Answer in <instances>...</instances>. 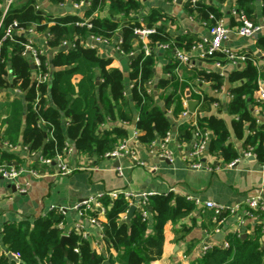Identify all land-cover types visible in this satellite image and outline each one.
<instances>
[{
  "label": "trees",
  "instance_id": "obj_1",
  "mask_svg": "<svg viewBox=\"0 0 264 264\" xmlns=\"http://www.w3.org/2000/svg\"><path fill=\"white\" fill-rule=\"evenodd\" d=\"M48 1L51 4H62L66 0ZM80 1L85 0H72L74 3ZM211 1L224 0H206L194 6L184 2L182 6L188 16L211 27L217 19L222 18L221 10ZM255 2L256 0H234L233 10L255 23ZM260 3L264 18V0H260ZM104 8L106 15L100 16L99 13ZM143 10L141 0H87V8L82 16L72 13L52 15L39 10L35 0L11 2L1 15L0 36L16 20L18 27L33 25L37 34L45 33L47 49H52L67 39L73 40L74 46L64 51H53L50 59L53 68L51 82L49 85L42 83L38 87L40 95L34 107L36 89L30 79L29 64L21 56L20 43L26 39L13 32L11 38L7 37L2 42L0 88L17 87L25 91V94L4 103L6 115L0 123V140L10 144L20 143L30 151L40 149L44 156H52L56 151H61L65 141L71 140L81 153H94L101 157L103 153L113 149L119 140L127 137L125 126L99 130V126L107 119L114 120L117 117L129 122L134 111L137 115L134 125L140 131L137 140L148 144L170 131L171 122L167 117V110L171 109L174 117L179 114L185 88L209 82L212 88L219 89L224 83L221 73L194 66L187 69L186 65H180L172 56L171 48L188 51L198 37L186 33L170 35L156 23L161 18L171 17L155 6L145 13ZM84 19L87 22L80 25L78 22ZM134 27H154L155 31L148 36L150 54H144L143 50L137 51L129 59L127 73L110 67V57L99 55L96 47L79 41L80 37L87 35L110 41L119 33L117 47L122 54L130 56L135 45ZM161 44L170 46L163 52L167 58L163 69L169 71L170 76L157 81V87L168 89L163 97V107L155 103L146 84L154 77L157 54L153 49ZM256 46L264 51V36L256 39ZM245 56L244 62L238 63L235 69L226 74L227 81L231 83L228 87L230 97L226 104H221L218 98L206 93L198 101L197 124L212 133L209 149L220 151L225 163L238 156L228 142L231 131L235 138L242 140L245 150L253 147L255 158L260 162L264 161V125L257 127L250 114L253 105L257 104L254 92L258 87V78L264 79V63L258 64V57L254 53L245 52ZM41 59L45 60L46 57L42 56ZM208 59L220 60L223 64L227 62L221 52H215ZM6 63L9 65L8 69ZM176 66L183 69L180 77L174 72ZM8 72L9 79L6 78ZM126 77L132 81L129 97L124 94ZM182 78L185 81L182 82ZM47 91L49 99L44 97ZM213 102L218 103L219 112L224 111L231 116L230 127L223 118L211 112ZM129 103L132 104V109L124 108ZM40 118L45 121L47 131L38 125ZM178 132L184 140L191 139L193 126L187 122L181 123ZM98 200L106 208L105 220L100 221L106 255L94 251L88 240L75 234L70 236L74 246L65 243L64 249L59 248L61 231L55 224L64 221L63 215L49 211L43 217L36 218L32 224L29 221H19L3 225L0 240L5 245V250L0 254V264H105L106 261L108 264H149L162 253L165 225L179 224L182 227L180 222L196 207L192 199L174 195L171 191L151 194L148 200L152 216L151 222L147 223L141 219L136 208L128 219L121 218V214L128 212L130 207L128 200L121 195L110 198L102 194ZM88 213L95 215L96 210ZM260 232L259 228L255 235L245 238L235 233L226 234L224 241L227 246L210 245L201 256L195 257L188 264H264V250L259 245ZM74 247L78 249L77 252ZM111 249L116 252L115 260L111 257ZM7 252L18 253L21 262L9 261ZM186 253H189V248Z\"/></svg>",
  "mask_w": 264,
  "mask_h": 264
},
{
  "label": "crops",
  "instance_id": "obj_2",
  "mask_svg": "<svg viewBox=\"0 0 264 264\" xmlns=\"http://www.w3.org/2000/svg\"><path fill=\"white\" fill-rule=\"evenodd\" d=\"M141 1L144 4V13L150 7L155 6L165 15L171 17L169 19L161 18L156 23L158 27H164L170 35L186 33L199 37L208 34L206 26L202 25L197 19L189 18L184 12L182 5L187 0H174L172 2L164 0ZM35 2L39 10L45 14L52 15L72 13L82 16L87 8V0L78 8L72 6V0H66L62 4H51L48 0H35ZM211 3L221 10L224 24L229 28L227 39L223 41V45L233 51L254 53L258 57V64L264 63V51L259 50L256 46V39L264 36L260 0L255 2L254 21L261 27L251 37L239 36L235 32L240 23L238 16L233 13L234 0L211 1ZM67 7H69V11L66 10ZM4 11L5 8L3 6L0 7V15ZM99 15H106L105 8L100 11ZM119 36L120 34L117 33L110 41L97 43L95 47L99 55L112 59L110 67L119 68L127 73L129 56L116 50ZM32 40L39 46L44 47L40 35H33ZM164 51L161 49L155 50L157 62L152 80L154 101L161 107H163V97L168 92V89L157 87V81L160 78L170 76L169 71L163 69L167 62V58L163 55ZM47 55L52 57L53 50L48 49ZM237 65L226 62L221 68H216L210 59L194 60V65L191 67L219 72L224 76V83L219 89L212 88L209 82H203L198 87L191 85L189 88H185L184 94L181 96V102L183 99L187 101L186 91H188V95L191 100L195 101V105L198 104L201 95L205 93L218 98L221 104H226L229 99L228 87L231 85L226 79V74L228 71L235 69ZM179 66L174 69L178 77L183 72V69ZM186 68L188 69L187 66ZM260 79L264 82L262 77ZM183 81L185 80L182 78ZM131 84L132 81L126 77L125 89L127 97L130 94L129 87ZM0 98H2L0 99L1 123V120L6 115L4 103L15 97H12L8 90H1L0 88ZM124 108L132 109V104L129 103ZM211 109V112L223 118L225 124L230 127L231 116H228L224 111L219 112L213 105ZM136 116L133 111L131 120L129 122L124 121L125 123L117 117L114 120L107 119L106 122L99 126V130L109 129L114 126H125L127 136H129L135 127ZM167 117L171 122V141L168 147L175 156L172 161L160 156L155 144L147 147L145 143L132 142L133 150L136 152L138 159L143 162L139 164L127 156L116 159L101 158L94 153H81L75 148L73 142L69 140L72 150L65 156V159L72 169L70 174L59 175L53 166L39 167L41 171L37 176L23 173L17 178V183L26 188L24 193L18 192L12 182L0 178V231L3 225L8 223L29 221L32 224L36 218L43 217L49 211L56 212L51 210V207H60L64 211V226L71 228L80 220L72 207L78 201L93 199L102 194L109 196V193L121 191H129L135 194L140 192L164 194L171 191L174 195L192 199L196 207L180 222L183 228L179 224L172 226L167 223L165 225L162 253L160 257L150 261L149 264H188L192 259L200 256L199 253L203 245H222L226 234L235 233L241 238L255 235L257 229L260 228L257 217H246L240 221L237 215H227L225 222L220 226L223 238L218 240L219 234L215 231L216 225L212 221V210L205 206V202L212 201L223 205H233L234 203H241L246 198L254 195H260L264 202V161L260 162L253 156L243 157L242 152L245 149L242 146V140L235 138L231 131L228 142L238 153L236 158H239V160L236 164L228 167L219 156H213L208 153L202 157V161L206 165L212 164L211 167L213 168L211 170L189 167L186 156L191 142L189 139L184 140L178 132V126L181 123L188 122L189 118L182 117L179 114L174 117L171 114V109L167 110ZM62 126L63 128L65 127L64 119L62 120ZM1 132L0 124V134ZM11 145H14L15 148L6 149L0 140V162L28 165L31 157L29 152L24 149L23 146L25 145L20 143ZM217 164H219V168L215 169L214 166H217ZM118 167L122 171L121 175L116 171ZM101 220H105V218H101ZM84 226H86V223H84ZM87 232L90 241L100 240L95 228L88 226ZM102 245L100 253L106 255L107 251L104 248V242H102ZM259 245L264 250V232L262 231L259 236ZM188 248L189 253H186ZM4 250L5 245L0 240V254ZM110 254L113 260L117 258L113 249L110 250ZM14 262L20 263L18 261Z\"/></svg>",
  "mask_w": 264,
  "mask_h": 264
},
{
  "label": "built area",
  "instance_id": "obj_3",
  "mask_svg": "<svg viewBox=\"0 0 264 264\" xmlns=\"http://www.w3.org/2000/svg\"><path fill=\"white\" fill-rule=\"evenodd\" d=\"M16 0H6V7L5 11L7 9V6L11 2H15ZM206 0H187L190 4V6H194L196 3L199 2H205ZM84 3V1H80L79 3L72 2V6L74 8H78ZM4 11V12H5ZM233 13H235L238 16V20L240 25L236 28L235 32L239 36L243 37H251L253 34H255L257 31L260 30L261 25H258L256 23H252L249 19H247L244 14L240 12H236L233 10ZM2 17V16H1ZM0 17V20H1ZM189 18H192L191 16H188ZM87 21L84 19L78 22L80 25L85 24ZM262 23H264V18ZM89 27L90 25L87 24ZM207 28V35L199 36L198 40L190 47L188 51H185L183 49L174 47L171 48V52L175 59L179 61V63L186 65L188 68L194 65V60L196 59H208L209 57H212L215 52H221L223 53L225 59L227 62L237 65L238 63H242L245 61L246 56L245 52L243 51H233L232 49L226 47L223 45V41L227 39L229 28L224 24V21L222 18L217 19L215 23L211 27ZM155 31L154 27H134L133 33L135 34V49L130 54L131 56H134V54L139 51L143 50L144 54H150L151 49L148 47V36L149 34L153 33ZM21 34L23 37H25L26 41L21 42V56L27 60L29 66L32 65L33 68L30 69V79L34 83V87L36 89V96L33 101V106L38 102L39 98V90L38 87L42 83L50 84L51 78H52V71L53 68L50 64L51 57L47 56V48L45 46V33L37 34L35 32V28L33 25H29L28 27H18L17 21H12L11 24H9L5 30L4 33L0 36V47L2 45V42L7 38L12 37V33ZM33 35H40L44 47L39 46L34 40H32ZM79 41L81 44L95 47L97 43L100 42H107L105 40H100L96 36L87 35L85 37H80ZM120 41V36L119 40ZM74 46V42L71 39L63 40L58 46H55L52 48L53 51L55 50H67L71 49ZM170 46L168 44H161L156 47V49H169ZM155 49V50H156ZM116 50L121 53V51L117 47L116 43ZM153 49V51H155ZM42 56H45L46 59L42 60ZM214 66L216 68L222 67V62L220 60L211 59ZM7 69L9 67L8 63H6ZM10 73L8 72L6 78H10ZM153 80V79H152ZM152 80L147 81V91L154 93V85ZM1 90H8L9 93H11L12 97H22L25 94V91L17 88V87H6L1 88ZM124 94L127 96V91H124ZM45 98L49 99L48 91L44 95ZM230 97V95H229ZM254 98L257 102V104L253 105V107L250 110V114L252 118L254 119V122L257 127H261V125H264V82L263 80L258 78V87L256 91L254 92ZM198 104L194 105L193 111L190 112L188 110L187 101L185 99L182 100V110L179 112V115L182 117H188V122L190 125L193 126V137L189 139L190 146L187 152V163L189 167L199 169V168H207L211 170L213 167H211L212 164L206 165L202 161V157L208 153H211L213 156H219L222 160V154L220 151H211L209 149V141L212 137V133L207 130L203 129L198 126L197 119L199 117V111H198ZM217 108L218 103L213 102L212 104ZM137 119V116L135 120ZM123 123H125L123 121ZM45 121L41 118L38 120V125L41 126L45 131H47V128L45 127ZM264 129V128H263ZM50 133V131H49ZM140 133V131L134 127L132 129V132L129 136L126 138L119 140L113 149L106 151L103 153L101 158H120V157H130L135 163L142 164L143 162L140 161L136 155V152L133 150L132 142H137V136ZM171 141V135L170 131L166 132V134L163 137H159L157 140L152 141L151 143L146 144L147 147L152 146V144H155L157 152L160 156L164 157L168 161H172L174 159V153L173 151L168 147L169 142ZM140 143V142H139ZM3 146L6 149H14L15 146L11 145L8 142H3ZM24 149H26L30 154V163L28 165H17V164H10V163H1L0 162V178L8 180L12 182L15 186V188L20 193H24L26 191V188L24 186H21L17 183V178L23 174L27 173L32 176H37L40 174L39 167L44 166H53L57 173L59 175H68L72 172L71 167L66 162L65 156L69 154V152L72 150V146L69 142V140H66L64 143V146L61 151H56L54 155L52 156H44L42 155L40 149L35 151H30L27 146H23ZM243 157H249L253 156L255 157V153L253 151V147H249V149L244 150L242 152ZM239 158H235L233 161L229 163H224L226 166L231 167L234 164L238 162ZM223 161V160H222ZM215 169L219 168V164L217 166H214ZM116 171L119 175L122 174L121 169L118 167L116 168ZM121 195L124 198H126L129 202V206L134 205L135 208L140 212V217L143 221L149 223L152 216V208L149 204L148 197L151 195L150 193L146 192H140V193H131L129 191H121V192H112L109 193L110 198H115L116 196ZM99 197V196H98ZM98 197L93 199H84L81 201H78L73 204V209L78 214V217L80 220L76 222L71 228H66L64 226V221L57 222L55 224V227H57L61 231V235L70 237L72 234H75L77 236H80L81 239L88 240L90 243L91 248L96 252H101L102 249V242H103V233H102V227H101V218H105L106 216V208L103 206L100 201L98 200ZM205 206L208 209L212 210V221L215 223L216 228L215 231L218 233H222L221 230V224L225 222V219L227 215H237L240 221L245 219L246 217H257L259 221V227L262 232H264V202L262 201V198L260 195H254L246 198L241 203H234L233 205H223L220 203L207 201L205 202ZM51 210H55L57 213H60L63 215V210L58 207H51ZM96 210L95 215H92V213H88L89 211L93 212ZM127 211L123 214H121L122 219H126ZM84 223H86V226H84ZM90 226L92 228H95L100 240H89V235L87 232V227ZM71 238V237H70ZM210 245H203L201 248V252L199 255L203 254L204 250ZM222 246H227V243L223 241ZM74 251L77 252L78 249L74 247ZM16 258H19L18 253L11 252Z\"/></svg>",
  "mask_w": 264,
  "mask_h": 264
},
{
  "label": "water",
  "instance_id": "obj_4",
  "mask_svg": "<svg viewBox=\"0 0 264 264\" xmlns=\"http://www.w3.org/2000/svg\"><path fill=\"white\" fill-rule=\"evenodd\" d=\"M258 1V0H257ZM67 11H69V7L66 8ZM132 56L130 55L128 58L130 59ZM30 69L33 68L32 65L29 66ZM96 83H98V81H96ZM186 99H187V106H188V110L190 112L193 111V108H194V105H195V101L191 100L189 95H188V91H186ZM253 158V157H251ZM135 210V206L134 205H131L128 209V212H127V215H126V219H128L130 217V215L133 213V211ZM219 234V238H217L218 240L219 239H222L223 238V235L221 233H218ZM216 238V236H215ZM65 243H69L70 245L74 246V243L72 241V239L68 236H64V235H61L60 236V239H59V243H58V247L61 248V249H64V244ZM7 257L10 260H13V261H18V262H21L20 259L16 258L11 252H7ZM105 264H108V262L106 261Z\"/></svg>",
  "mask_w": 264,
  "mask_h": 264
},
{
  "label": "rangeland",
  "instance_id": "obj_5",
  "mask_svg": "<svg viewBox=\"0 0 264 264\" xmlns=\"http://www.w3.org/2000/svg\"><path fill=\"white\" fill-rule=\"evenodd\" d=\"M2 6H3L4 8L6 7V0H3V1L0 0V7H2ZM7 7H8V6H7ZM0 17H1V15H0ZM47 56H48V55H47ZM48 57H49V56H48ZM0 99H2V98H0Z\"/></svg>",
  "mask_w": 264,
  "mask_h": 264
}]
</instances>
